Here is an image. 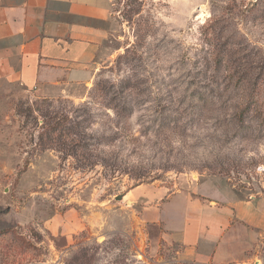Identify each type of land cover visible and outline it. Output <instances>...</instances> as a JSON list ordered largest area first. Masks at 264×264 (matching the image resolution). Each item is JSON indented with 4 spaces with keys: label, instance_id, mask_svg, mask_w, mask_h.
<instances>
[{
    "label": "rangeland",
    "instance_id": "374dc122",
    "mask_svg": "<svg viewBox=\"0 0 264 264\" xmlns=\"http://www.w3.org/2000/svg\"><path fill=\"white\" fill-rule=\"evenodd\" d=\"M112 1L75 97L0 80V264H183L129 188L264 190V0ZM231 264H264V235Z\"/></svg>",
    "mask_w": 264,
    "mask_h": 264
},
{
    "label": "crops",
    "instance_id": "0c3cea01",
    "mask_svg": "<svg viewBox=\"0 0 264 264\" xmlns=\"http://www.w3.org/2000/svg\"><path fill=\"white\" fill-rule=\"evenodd\" d=\"M116 29L112 0H0V80L75 97ZM125 194L151 247L176 244L183 264L242 262L264 235V190L209 178L170 189L140 184Z\"/></svg>",
    "mask_w": 264,
    "mask_h": 264
},
{
    "label": "water",
    "instance_id": "95a60500",
    "mask_svg": "<svg viewBox=\"0 0 264 264\" xmlns=\"http://www.w3.org/2000/svg\"><path fill=\"white\" fill-rule=\"evenodd\" d=\"M121 198V195L117 196V199H120Z\"/></svg>",
    "mask_w": 264,
    "mask_h": 264
}]
</instances>
